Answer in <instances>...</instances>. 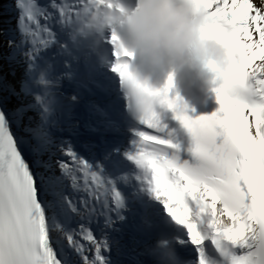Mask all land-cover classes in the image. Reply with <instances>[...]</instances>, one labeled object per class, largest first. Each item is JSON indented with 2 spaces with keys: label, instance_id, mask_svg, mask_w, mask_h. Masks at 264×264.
Instances as JSON below:
<instances>
[{
  "label": "snow or ice",
  "instance_id": "6c2138e0",
  "mask_svg": "<svg viewBox=\"0 0 264 264\" xmlns=\"http://www.w3.org/2000/svg\"><path fill=\"white\" fill-rule=\"evenodd\" d=\"M17 3L23 9L18 18L22 40L32 45L28 59L51 45L80 7V0H50L43 8L35 0ZM202 3L235 41L236 71L213 88L219 107L190 118L177 108L176 99L167 98L169 75L161 102L190 137V158L179 162L178 146L156 135L160 120L150 113L140 123L154 133L137 131L128 159L144 170L166 221L197 246L198 264H209L200 247L202 227L212 230L213 244L226 264H264V0ZM115 40L109 41L110 70L122 82L131 79L124 57L132 54L116 50ZM21 47L0 45V59L12 67ZM91 55L103 60L97 51ZM13 81L0 74V264H106L102 249L107 242L97 239L92 226L103 217L110 227L112 214L123 219L124 201L112 182L92 171L70 146L60 148V158L54 159V146L41 123L25 125L22 134L13 130L32 107L6 110L9 98L19 96ZM47 112L45 107L39 113L43 120ZM166 147L174 150L171 157ZM81 191L86 196L78 195ZM73 214L77 227L69 231ZM164 255L169 264L184 262L174 244Z\"/></svg>",
  "mask_w": 264,
  "mask_h": 264
},
{
  "label": "clouds",
  "instance_id": "9594fccd",
  "mask_svg": "<svg viewBox=\"0 0 264 264\" xmlns=\"http://www.w3.org/2000/svg\"><path fill=\"white\" fill-rule=\"evenodd\" d=\"M66 29L75 47L86 45L101 53L110 66L105 45L113 36L116 50L132 54L124 57L131 79L121 84L129 111L139 121L150 113L160 118L156 106L167 107L161 102L164 86L154 87L141 78V65L181 61L208 74L217 86L233 75L238 63L230 29L210 15L202 0H80ZM177 108L182 107L177 103ZM172 246V239L159 238L148 249L154 264H169L164 253Z\"/></svg>",
  "mask_w": 264,
  "mask_h": 264
},
{
  "label": "bare ground",
  "instance_id": "6f19581e",
  "mask_svg": "<svg viewBox=\"0 0 264 264\" xmlns=\"http://www.w3.org/2000/svg\"><path fill=\"white\" fill-rule=\"evenodd\" d=\"M35 4L43 8L45 5L50 4V0H35ZM19 13H23L22 8L15 9L10 0H0V45H5L9 49H11L12 37L14 36V30L12 29V26L14 27L13 21ZM68 35L67 29L59 32L57 39L51 45L42 47V51L39 50L33 53L35 58L30 65L20 62L17 56V62L12 67H9L0 59V74L6 75L10 81L14 80V86L19 93V96L9 98V102L5 106L6 110H12L21 105L32 106L27 111L21 127L15 129L14 126L13 130L17 131V134H22L25 130V125L41 123L54 146V159L60 158V148L70 146L76 155L89 164L92 171L98 172L102 177H106L107 180L112 182L113 186L115 184L133 185L138 193V202L145 201L149 204V212L147 213L149 218H154L157 221H161L163 218L165 219L167 214L163 211L162 203L150 192V185L144 179L146 175L144 170L140 169L134 161L128 159V154L134 152L132 150L134 138L130 134H122V137H125L126 140H122L119 147L112 146V143L110 146H107L104 150L105 158L101 163L96 161V153L99 150L96 149V145L93 144L94 141L91 137L79 138L76 135L74 127L80 124L78 115L83 114V111L78 113L82 94L62 74V71L72 73V66L70 64L56 66L53 57L50 56L52 50L57 51L54 58L59 62L61 59L68 61L66 55H70L80 65L79 67L82 68L83 72L85 71L81 54L77 52V47H72L70 40L67 38ZM37 39L39 40L40 37L38 36ZM26 47L30 51L32 48L31 43L26 44ZM44 48H49L47 55L44 53ZM86 50L90 51L88 47ZM45 107L48 109L47 120H43L39 115V113L44 111ZM106 108L115 112L117 103L110 101L107 103ZM28 117H32L31 122H29ZM84 120L85 117L83 116ZM88 122L90 123V121ZM89 136H93V133L90 132ZM118 138H114L111 142L117 141ZM78 141L85 143V151L79 152L76 150ZM118 150L121 151L120 154H118ZM122 155H125L124 160L122 159ZM68 162L71 163V161ZM104 169H106V173L102 175L101 173H103L102 171ZM122 177H127L128 180L125 181ZM137 177H140V179H137ZM78 195L86 196V193L81 191ZM155 211H157L156 214ZM76 227L77 219L75 214H73V221L68 225V230L71 231ZM200 230L202 232L212 231L206 227H202ZM169 238L172 239L175 247L179 248L177 238ZM97 239L99 238L97 237ZM120 244H124V241H121ZM107 245H109L108 242ZM189 246L197 248V246L191 243H189ZM122 247L125 251H128L136 247V244H131L130 247L122 245ZM144 250L148 251L147 248ZM106 264L128 263L122 261L118 256L115 260L106 261Z\"/></svg>",
  "mask_w": 264,
  "mask_h": 264
},
{
  "label": "rangeland",
  "instance_id": "374dc122",
  "mask_svg": "<svg viewBox=\"0 0 264 264\" xmlns=\"http://www.w3.org/2000/svg\"><path fill=\"white\" fill-rule=\"evenodd\" d=\"M12 2V6L16 9H18V0H10ZM22 14L19 13V15L15 16L14 18V21H13V24H14V27L12 26V29L14 30V36L12 37L13 38V41L11 42V44H16V43H19V44H22V47H21V50L18 51L17 53V59L20 60V62H22L23 64H31L32 61H34V58L35 56L32 55L31 59H28L27 57V53L29 52V50H27V47H26V44L30 43L26 40H22V34L18 28V18L21 16ZM15 28V29H14ZM58 44V43H57ZM49 48H44L43 50L44 53L47 52ZM40 50L42 51V48H40Z\"/></svg>",
  "mask_w": 264,
  "mask_h": 264
}]
</instances>
